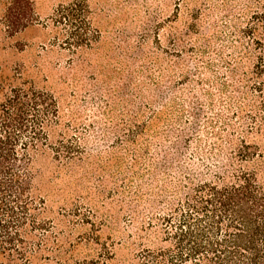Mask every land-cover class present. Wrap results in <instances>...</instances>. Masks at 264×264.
Masks as SVG:
<instances>
[{
  "label": "trees",
  "instance_id": "trees-1",
  "mask_svg": "<svg viewBox=\"0 0 264 264\" xmlns=\"http://www.w3.org/2000/svg\"><path fill=\"white\" fill-rule=\"evenodd\" d=\"M173 1L171 18L147 12L118 30L119 68L83 82V53L104 45L86 0L58 4L44 24L32 0H0V50L41 24L74 56L58 90L0 70V264L53 251L59 264H108L114 244L94 234L97 259L58 260L36 164L105 167L90 158L109 149L119 182L108 201L78 194L59 224L110 218L119 232L121 221L118 264H264V0Z\"/></svg>",
  "mask_w": 264,
  "mask_h": 264
},
{
  "label": "rangeland",
  "instance_id": "rangeland-1",
  "mask_svg": "<svg viewBox=\"0 0 264 264\" xmlns=\"http://www.w3.org/2000/svg\"><path fill=\"white\" fill-rule=\"evenodd\" d=\"M35 14L41 24L49 22L48 17L60 3H67L71 0H32ZM94 12H98L100 28L104 45L99 50L85 51L83 53V70L78 72L79 80L86 82L88 77H100L101 71L110 73L112 69L119 68L116 62L118 58V49L115 47V35L119 30L128 34V28L138 26L142 20L148 16L147 12L158 16V20L172 16L175 12L173 0H86ZM3 6H0V14ZM183 13H180L179 20H182ZM178 20V22H179ZM41 24L25 29L15 39L7 40L6 46L0 50V70L3 72L16 71L23 72V78L33 80L38 87H45L58 90L64 87V76L69 71L67 62L74 56L67 50L66 46H60L59 41H55L52 33L42 27ZM93 48V47H92ZM92 61L95 70H85L88 68V62ZM85 66V67H84ZM91 75V76H90ZM144 77V76H141ZM45 78L47 81H45ZM112 138L108 140L110 144ZM95 150L102 151L108 148V144L92 145ZM93 148V147H92ZM110 150V149H109ZM104 152L100 158H90L92 161H103L107 165L97 166L96 163L83 165V169H77L74 173L57 172L52 162L49 160H38L37 166V183L40 195L45 198V213L54 224V233L57 236L58 243L61 246L58 252L59 261L70 256L69 261L73 260H90L97 259V252L100 246L95 242L96 239H87V234H94L98 237V242L114 244V254L112 259H108V264H118L122 256L129 253V250L119 245L118 242L125 240L122 233L123 223L118 222L119 232L113 227V221L110 218L106 224L95 226L91 229L90 223L80 222L77 216L70 215L69 219L73 220L63 225L59 224L61 218L59 212L70 209L71 203L78 194L89 199L94 196L92 204L101 203L102 200L108 201L109 194L107 190L117 187L119 180L111 175L115 172L113 159L110 157L111 152ZM108 158V159H107ZM80 176V177H79ZM84 199V202H87ZM108 215V214H107ZM130 232V229H126ZM124 232V233H126ZM64 249L68 252H65ZM51 252L49 259L44 255H38L32 258L31 264H59L55 254ZM65 255V256H64Z\"/></svg>",
  "mask_w": 264,
  "mask_h": 264
}]
</instances>
